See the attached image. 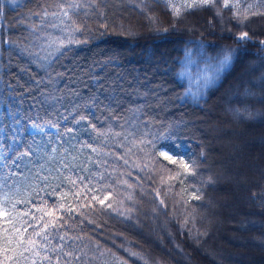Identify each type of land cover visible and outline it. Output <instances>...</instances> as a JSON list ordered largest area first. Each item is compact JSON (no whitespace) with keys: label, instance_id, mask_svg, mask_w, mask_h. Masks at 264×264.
<instances>
[{"label":"trees","instance_id":"obj_1","mask_svg":"<svg viewBox=\"0 0 264 264\" xmlns=\"http://www.w3.org/2000/svg\"><path fill=\"white\" fill-rule=\"evenodd\" d=\"M184 2L95 0L49 98L25 46L53 0H0V264H15L13 237L40 232V244L58 218L60 234L83 238L75 264H264V0H239V17L213 7L177 17ZM225 52L231 64L192 97L186 63L214 71ZM133 110L143 143L97 134Z\"/></svg>","mask_w":264,"mask_h":264},{"label":"snow or ice","instance_id":"obj_2","mask_svg":"<svg viewBox=\"0 0 264 264\" xmlns=\"http://www.w3.org/2000/svg\"><path fill=\"white\" fill-rule=\"evenodd\" d=\"M205 7L217 8L218 15L222 8H234L236 9L234 15L238 17L241 15L239 0H236V3L233 4H230L229 0H185L180 6H176L175 4L172 5L174 14L177 17L182 14L184 9L190 10ZM253 7L254 5H247L245 7L243 19L248 18V10ZM85 8L94 9L95 0H53V3L33 14L36 20L29 27V36L26 37L28 44L25 46V50L34 58L33 63L37 64L41 71L45 73L47 79L36 80L35 85L39 88L42 84H46L49 98L54 97L55 93L59 91L56 87V83L61 77L60 73L56 71V64L61 57L67 54L73 44H78L80 42L76 38V34L81 32L78 19L80 15L87 14L86 11H82ZM252 14L255 15L257 13L254 12ZM238 39H249V35L247 32H242ZM261 43L264 44V41H261ZM188 57L189 59L191 58V53L188 54ZM231 61V52H225L223 57L218 59V62L214 65L213 76L206 78V82L214 80L221 71L231 64ZM248 94L249 93L246 91L245 95ZM93 103H95V101H93ZM233 112L237 117L251 115L246 109H235ZM85 119L86 117L84 116L80 117L81 121ZM138 119L139 117L136 111L133 110L123 122L116 125L119 131L98 132L97 134L99 136L107 135L110 136V138H115L116 147L126 146L128 143L135 144L137 140L143 143V139L137 133L136 121ZM79 122L80 121H77V123ZM50 126L54 127V125ZM32 127L37 131H43V128L36 124H33ZM92 127L95 131V126L93 125ZM68 131L71 132L72 129L69 128ZM57 134L60 135L59 131ZM88 147L91 148L93 153L98 155L101 154L100 148L91 147L90 144ZM53 151H55V149H53ZM108 155L112 154L109 153ZM116 158L120 159L122 157L118 156ZM165 159L171 160L172 158L170 156H165ZM125 163H127V160H125ZM173 163H176V161H173ZM180 163L183 164V161H180ZM184 168L191 171L188 164H184ZM100 179H104V176L101 175ZM92 199L98 200L99 203L103 204L104 200L108 199V197L105 196L104 199H99V197L93 196ZM193 199H198V197L193 196ZM161 203H163V201ZM107 206L109 208L112 207L111 204ZM58 219H61L62 222L57 224L56 220H53L42 226V231L46 233L40 237V244H42L43 247H40V244L34 239V237L40 236V232L34 231L26 240L22 233L12 238L15 247L12 248L6 245L5 251L16 252L17 258L15 264H37L38 258L40 264H45V262L46 264H75L76 261L81 260V256L77 255V252H83V249L78 245V242H81L83 238L78 234L70 235L69 232L71 229L60 234L58 229L64 228L67 221L63 220V218ZM49 223L52 224L54 229H57L55 234L47 232ZM24 231L26 232L27 229H24ZM132 255H136V253H132Z\"/></svg>","mask_w":264,"mask_h":264},{"label":"rangeland","instance_id":"obj_3","mask_svg":"<svg viewBox=\"0 0 264 264\" xmlns=\"http://www.w3.org/2000/svg\"><path fill=\"white\" fill-rule=\"evenodd\" d=\"M264 27L262 26H258ZM214 71L211 66H204L202 64H197L195 61L187 62L185 65V70L183 71V77L188 83V92L192 97H198L201 95L203 89H205L211 82H206V78L212 77ZM217 78V76L215 77ZM2 206V205H1ZM0 206V209H1Z\"/></svg>","mask_w":264,"mask_h":264}]
</instances>
